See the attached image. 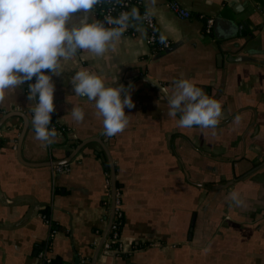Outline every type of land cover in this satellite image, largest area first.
Instances as JSON below:
<instances>
[{
	"label": "crops",
	"instance_id": "1",
	"mask_svg": "<svg viewBox=\"0 0 264 264\" xmlns=\"http://www.w3.org/2000/svg\"><path fill=\"white\" fill-rule=\"evenodd\" d=\"M142 2L172 45L155 49L136 25L106 59L78 52L62 61L63 73L52 77L62 128L54 143L34 139L28 82L0 100V122L7 118L0 126V264H42L46 244L61 264H92L99 250L96 264H264V0ZM173 2L191 16L179 15ZM207 17L214 18L211 34ZM81 20L75 14L70 24ZM96 21L94 10L87 22ZM81 69L107 86L133 85L135 107L125 108L122 133L106 136L93 102L75 96L71 77ZM181 78L222 105L215 134L182 129L180 114L167 115L158 85L171 93ZM74 105L85 112L81 123L71 117ZM112 165L121 251L100 249ZM232 191L242 207L229 205ZM43 214L57 230L52 238Z\"/></svg>",
	"mask_w": 264,
	"mask_h": 264
},
{
	"label": "clouds",
	"instance_id": "2",
	"mask_svg": "<svg viewBox=\"0 0 264 264\" xmlns=\"http://www.w3.org/2000/svg\"><path fill=\"white\" fill-rule=\"evenodd\" d=\"M104 0H0V100L6 91H15L26 82L28 100L32 113L30 125L34 139L44 145L55 142L58 132L52 125L55 111L53 76L63 71L61 62L70 60L78 52H89L98 58H107L115 53L121 37L134 22L150 20L151 11L141 17L138 9L121 12L113 16L109 12L104 20L87 22L90 15ZM121 0H116L120 3ZM156 0H151L154 5ZM75 14L82 16L81 22L70 24ZM108 25V26H106ZM160 43L166 44L167 37L160 36ZM117 81V80H116ZM155 83V81H154ZM174 91L160 86L161 96L167 97L170 118H177L182 129L198 127L214 130L222 115V105L210 98L204 91L187 79L173 82ZM75 96L93 102L96 115L102 118L103 132L112 137L122 133L129 124L125 108L132 109L129 85L107 86L104 79L86 69L75 72L71 77ZM77 123L85 119V112L74 105L70 111ZM236 121H239L237 116ZM229 205L242 207L243 201L236 191L227 196Z\"/></svg>",
	"mask_w": 264,
	"mask_h": 264
},
{
	"label": "built area",
	"instance_id": "3",
	"mask_svg": "<svg viewBox=\"0 0 264 264\" xmlns=\"http://www.w3.org/2000/svg\"><path fill=\"white\" fill-rule=\"evenodd\" d=\"M173 9L179 13V15L183 17H190L191 13L186 10L185 8L181 7L178 3H172ZM133 8L138 9L141 17L144 16L146 12H148L143 7L142 0H121L120 3H116V0H104L101 5H98L95 8L97 12L98 21H103L104 17L111 12L113 16H118L121 12H130ZM205 19L204 29L207 34H211L214 26V18L207 17ZM136 25H141L147 30V37L149 40L150 45L154 47V45L158 44V48L160 49H167L172 45V41L167 39L166 44L160 43V33L158 29V25L156 22L155 17L151 14L150 20H142L141 22H134L133 25L129 26L126 30L127 32L134 33ZM108 26V25H106ZM29 83H35V78ZM56 130L58 129L55 125ZM56 170L62 171L68 169V165H57L55 166ZM43 218L47 225L49 226V235L50 238L57 235V230L53 226L52 220L48 214H43ZM123 223V212L121 209V200L120 197H117L116 201V212H115V220L111 228V234L105 244V249L111 251H121V242H120V230ZM42 264H61L58 262L54 257L50 255V245L46 244L43 249L40 251L39 255ZM82 264L86 263V259H83Z\"/></svg>",
	"mask_w": 264,
	"mask_h": 264
},
{
	"label": "water",
	"instance_id": "4",
	"mask_svg": "<svg viewBox=\"0 0 264 264\" xmlns=\"http://www.w3.org/2000/svg\"><path fill=\"white\" fill-rule=\"evenodd\" d=\"M219 19H217L218 21ZM24 117H26V115L23 114ZM7 118H4L3 121L0 122V126L4 123V121L6 120ZM27 130V126L24 128V131H23V134H22V139L25 135V132ZM94 141H100V139H94ZM80 150V148L76 151V153ZM20 153V151H19ZM76 153L69 159L65 160V161H54L53 164H61V163H66V162H70L76 155ZM111 208H110V212H109V216H108V226H107V229L103 235V239H102V242H101V245H100V249H103L105 247V244L111 234V228H112V225L114 223V220H115V212H116V201H117V197H118V188H117V179H116V176H115V168L114 166L112 165V168H111ZM100 251V250H99ZM99 251L98 253L95 254L94 258H93V261H92V264H96L97 262V258H98V254H99ZM79 264V262H78Z\"/></svg>",
	"mask_w": 264,
	"mask_h": 264
},
{
	"label": "trees",
	"instance_id": "5",
	"mask_svg": "<svg viewBox=\"0 0 264 264\" xmlns=\"http://www.w3.org/2000/svg\"><path fill=\"white\" fill-rule=\"evenodd\" d=\"M154 48H155V49H158V44H157V45H154ZM54 125H55L58 129H62L61 126H59L58 123L55 121V115L52 114V125H51L50 127H52V126H54Z\"/></svg>",
	"mask_w": 264,
	"mask_h": 264
}]
</instances>
